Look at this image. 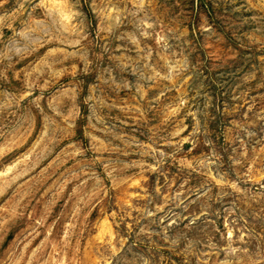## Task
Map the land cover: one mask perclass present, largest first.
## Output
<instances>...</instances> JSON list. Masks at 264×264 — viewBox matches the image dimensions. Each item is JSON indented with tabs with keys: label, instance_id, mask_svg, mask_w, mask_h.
<instances>
[{
	"label": "rangeland",
	"instance_id": "1",
	"mask_svg": "<svg viewBox=\"0 0 264 264\" xmlns=\"http://www.w3.org/2000/svg\"><path fill=\"white\" fill-rule=\"evenodd\" d=\"M0 264H264V0H0Z\"/></svg>",
	"mask_w": 264,
	"mask_h": 264
}]
</instances>
